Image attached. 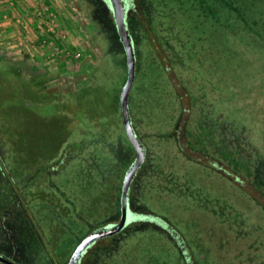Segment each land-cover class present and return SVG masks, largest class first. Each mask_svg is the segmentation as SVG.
<instances>
[{"label": "rangeland", "instance_id": "1", "mask_svg": "<svg viewBox=\"0 0 264 264\" xmlns=\"http://www.w3.org/2000/svg\"><path fill=\"white\" fill-rule=\"evenodd\" d=\"M124 1L145 158L128 222L78 264H264V0ZM126 72L107 0H0V104L16 107L0 110L1 256L67 264L119 220L135 159L119 108ZM52 115L65 141L43 151L29 130ZM18 117L23 143L44 152L35 160L5 133Z\"/></svg>", "mask_w": 264, "mask_h": 264}, {"label": "water", "instance_id": "2", "mask_svg": "<svg viewBox=\"0 0 264 264\" xmlns=\"http://www.w3.org/2000/svg\"><path fill=\"white\" fill-rule=\"evenodd\" d=\"M108 4L113 13L114 23L119 36V40L123 46L125 57H126V81L120 91L119 95V108L121 112L122 122L124 131L130 143L135 150V159L131 165L127 168L121 187L120 195V217L119 220L111 225L104 226L102 228L96 229L86 235L79 244L75 247L72 252L67 264H78L83 252L96 240L115 235L128 222L129 208H128V194L131 182L144 161L145 152L143 145L141 144L138 137L135 135L134 130L130 121V114L128 108V95L135 77V58L134 50L131 42V37L129 35L126 22L125 13L126 5L124 0H107ZM0 263L3 264H17L11 260L0 255Z\"/></svg>", "mask_w": 264, "mask_h": 264}, {"label": "trees", "instance_id": "3", "mask_svg": "<svg viewBox=\"0 0 264 264\" xmlns=\"http://www.w3.org/2000/svg\"><path fill=\"white\" fill-rule=\"evenodd\" d=\"M10 101H11L10 99H7L5 102H8V103H4V104L1 103L0 108L1 107L2 108L0 110L5 111V110H8L10 108L15 109L16 107L13 106L10 103ZM18 103H16L18 105V107H20L23 110L26 109L25 111H27L28 114H30L31 111H33L28 107L29 106L28 103H22V102H18ZM44 105L46 106L48 104H44ZM3 107L5 109H3ZM48 109L53 110V108L51 106ZM45 111H46V109L43 108V112H45ZM19 121H21V120L18 117L16 125H14L13 127L7 126V131L5 133L12 140V144L15 146V148L19 152V154L29 155L30 159L35 160V158L37 157V155L35 153L38 152L37 148H39L40 145L38 144V145H35V147L34 146L32 147L29 145L30 142L27 144L23 143V141H25V140H23L24 135H22V131L17 132L18 130L15 129V126L19 125ZM34 121L37 125V129L31 128L29 130V138L32 137L34 139L35 143H39L42 140L43 151L45 150V146L47 145V142H50L51 149H55V148H58L62 142L65 141V134H66L65 123H66V120L64 119L63 116L52 115L48 118H44V117L41 118L38 116V118L34 119ZM26 136H28V135H26ZM47 146H49V144ZM38 153L44 154V152L43 153L38 152ZM39 156H42V155H39ZM212 163H214V161ZM108 237H110V236H108Z\"/></svg>", "mask_w": 264, "mask_h": 264}]
</instances>
